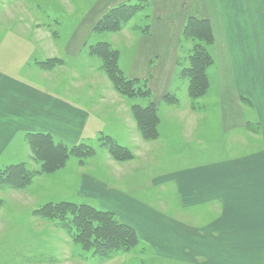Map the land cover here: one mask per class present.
Masks as SVG:
<instances>
[{
  "label": "rangeland",
  "instance_id": "374dc122",
  "mask_svg": "<svg viewBox=\"0 0 264 264\" xmlns=\"http://www.w3.org/2000/svg\"><path fill=\"white\" fill-rule=\"evenodd\" d=\"M119 7L132 10L133 17L118 31L99 30L105 14ZM186 8L180 0H165V4L164 0H0V73L44 88L54 93L56 100L71 102L90 115L80 138L67 141L49 132H21L0 160V264H183L164 257V232L161 236L156 233L162 241L155 247L122 222L130 208H142L157 220L192 221L181 211L173 184L164 186V174L207 167L262 149L257 105L248 97L220 95L212 25L193 16H187L182 25L178 15L186 13ZM164 11L175 29L183 26L180 33L174 29L164 36ZM189 18L207 21L213 36L211 44L203 45L212 59L206 70L208 89L196 101L187 97L186 81L179 74L187 66L195 43L183 38ZM164 40L177 42V48L166 50L176 53L173 86L166 95ZM143 41L148 42V49L144 50ZM101 45L115 53L123 77L146 82L151 98H127L117 93L94 49ZM244 68L247 71V66ZM149 102L156 108L157 126L156 137L146 140L138 130L132 107L143 108ZM238 119H243L245 127L229 129ZM57 126H61L59 119ZM72 126L65 131L70 136L76 135L75 124ZM38 134L67 150H88L83 158L70 156L60 169L44 173L42 161L29 146L30 137ZM108 143L126 149L131 159L114 160L107 151ZM15 165L33 175L30 184L20 190L3 180L4 170ZM49 203L110 213L118 223L133 229L137 243L104 259L97 250L76 244V234L66 223L36 215ZM215 220L212 214L209 219H197L208 225ZM200 244L202 252L206 244L215 252L209 240L202 238ZM158 246L163 247L162 253L157 254ZM223 254L216 251L215 256L195 257L190 264H215V260L217 264H264L262 256L230 258Z\"/></svg>",
  "mask_w": 264,
  "mask_h": 264
},
{
  "label": "crops",
  "instance_id": "0c3cea01",
  "mask_svg": "<svg viewBox=\"0 0 264 264\" xmlns=\"http://www.w3.org/2000/svg\"><path fill=\"white\" fill-rule=\"evenodd\" d=\"M181 1L187 6L186 13L178 15L182 25L187 16L209 20L212 25L217 49L213 59L215 70L217 66L219 70L217 90L221 91L220 95L235 99L248 97L257 105L258 138L262 149L252 155L206 164L207 167L164 174V186L169 182L173 184L181 211L192 217V221L157 220L135 206L137 208H130L122 222L134 228L143 240H151L155 247L162 241L158 235L164 232V257L183 264L194 262L195 257L215 256L216 251L224 252L223 255L230 258L264 257V0ZM166 12L165 37L176 28ZM182 25L178 26L180 30ZM179 29L175 30L180 33ZM147 43L143 41L144 50L148 49ZM174 43L164 40V95L171 90L174 81L176 53L166 51L177 48V42ZM87 115L71 102L56 100L54 93L44 88L0 73V160L21 132H49L67 141L80 138ZM57 119L61 123L59 128ZM236 123L229 129L245 127L243 119ZM71 124H75L76 135L73 136L65 133L68 128H73ZM210 214L216 216V220L209 225L207 221H197L203 216L209 219ZM159 223L163 224L161 228ZM202 238L213 243L215 252H211L207 244L202 252ZM162 250L163 247L158 246L157 254ZM231 260L224 259V262ZM214 263L217 264L216 260Z\"/></svg>",
  "mask_w": 264,
  "mask_h": 264
},
{
  "label": "trees",
  "instance_id": "16d2710c",
  "mask_svg": "<svg viewBox=\"0 0 264 264\" xmlns=\"http://www.w3.org/2000/svg\"><path fill=\"white\" fill-rule=\"evenodd\" d=\"M133 15L134 12L129 8H115L106 13L99 21L98 28L101 31H118L121 25ZM183 38L195 43L188 55L187 66L179 74L186 81L187 97L191 101H196L202 98L208 89L206 70L211 65L212 59L203 50V45L211 44L213 36L207 21L189 18L183 28ZM94 49L102 58L104 72L118 94L127 98H151V93L145 86L146 82L130 80L122 76L117 68L115 53L105 45ZM166 97L173 98L165 96V99H167ZM132 114L142 138L146 140L155 138L157 114L153 104L150 103L143 108L134 106ZM29 146L36 158L42 161L44 173L60 169L70 156L83 158L86 155L84 150H88L81 147L67 150L60 144H55L50 137L41 134L31 136ZM107 151L116 161L122 162L131 159L126 149L115 144L108 143ZM32 177L33 175H29L23 166L15 165L4 170L3 180L11 187L20 190L30 184ZM36 215L42 219L66 223L69 231L76 234L74 239L76 244L81 245L85 250H97V253L104 259H110L112 255L121 250H129L137 243V236L133 229L118 223L110 213L69 203H49L40 207ZM68 217L71 219L70 221L67 220Z\"/></svg>",
  "mask_w": 264,
  "mask_h": 264
}]
</instances>
